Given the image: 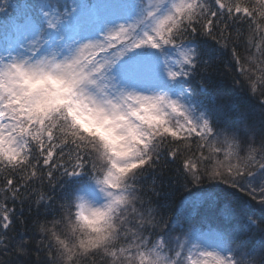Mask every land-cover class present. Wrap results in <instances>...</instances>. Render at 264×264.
<instances>
[{
    "label": "snow or ice",
    "instance_id": "snow-or-ice-1",
    "mask_svg": "<svg viewBox=\"0 0 264 264\" xmlns=\"http://www.w3.org/2000/svg\"><path fill=\"white\" fill-rule=\"evenodd\" d=\"M0 257L264 264V0H0Z\"/></svg>",
    "mask_w": 264,
    "mask_h": 264
},
{
    "label": "trees",
    "instance_id": "trees-1",
    "mask_svg": "<svg viewBox=\"0 0 264 264\" xmlns=\"http://www.w3.org/2000/svg\"><path fill=\"white\" fill-rule=\"evenodd\" d=\"M214 79L218 81V86L219 89L222 91H228L229 85H231V76L226 74L221 67L220 71L214 75ZM238 101H243L249 108H251L254 112H259V105L258 102L254 98H250L245 94H239L235 97ZM170 168H175L174 165H170ZM174 179L172 172L166 171L163 176H161L160 180L164 184V191H169V187L173 189H178L173 192V195L171 196V199L169 200H164L163 198L161 199V203L165 205V219H168L170 217H173L174 213L179 211V205L182 201V199L187 195L188 189L185 188H179V185L177 184H171L170 185V180ZM203 219L206 223L208 224H215L219 222V217L215 215L213 212L207 209H203L201 213V217H198V219ZM255 218V217H254ZM51 219V218H49ZM16 231L19 233L23 234L25 231V228L23 225H20L17 227ZM14 234V233H13ZM39 237H37L38 239ZM2 258V257H0ZM33 259H36V254L33 253L32 256ZM46 258V253L40 255V259L44 260ZM14 260L15 257H12ZM16 264H19L17 261Z\"/></svg>",
    "mask_w": 264,
    "mask_h": 264
}]
</instances>
